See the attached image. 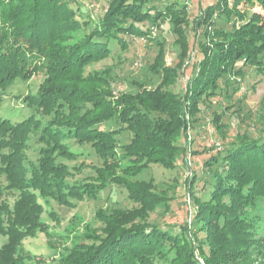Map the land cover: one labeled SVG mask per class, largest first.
Instances as JSON below:
<instances>
[{
    "label": "trees",
    "instance_id": "16d2710c",
    "mask_svg": "<svg viewBox=\"0 0 264 264\" xmlns=\"http://www.w3.org/2000/svg\"><path fill=\"white\" fill-rule=\"evenodd\" d=\"M71 1L0 0V105L16 79L45 73L37 92L23 99L32 114L22 120L0 117V234L7 237L0 264H26L31 257L23 240L38 232L53 235L42 219L41 199L73 206L72 200L96 198L111 183L125 187L139 206L101 213L100 233L65 234L73 243L52 264H156L158 258L169 264H264L261 214L255 212L264 203V141L237 128L233 144L206 161L217 164L208 199L195 196L194 178L188 188L194 228L185 223L174 231L149 221L150 211L168 208L169 197L156 191L153 179H136L152 164L175 169L187 161L181 138L198 119L201 103L222 93V80L226 85L231 78L241 80L245 65L264 73V0H217L193 21L187 5L159 10L150 0H111L96 22L81 20ZM255 3L263 12L248 15L241 7ZM215 15L225 16L231 28L218 27ZM166 22L177 61L166 64L170 45L158 42L148 68L159 78L154 86L138 82L136 91L116 96L111 68H89L112 55L111 42L126 48L129 37H152L149 25L165 28ZM191 28L205 37L199 42L202 56L184 89L176 91L172 87L191 58ZM113 119L118 128L100 127ZM213 124L226 138L231 125L222 112H215ZM124 130L131 139L120 145L117 136ZM32 136L40 144L36 160L28 154ZM73 138L90 143L102 159L91 165L96 175L89 181H69L74 170L89 164L71 167L61 160L80 156L66 141ZM16 193L13 203L5 197ZM51 216L57 218L54 211Z\"/></svg>",
    "mask_w": 264,
    "mask_h": 264
},
{
    "label": "rangeland",
    "instance_id": "374dc122",
    "mask_svg": "<svg viewBox=\"0 0 264 264\" xmlns=\"http://www.w3.org/2000/svg\"><path fill=\"white\" fill-rule=\"evenodd\" d=\"M111 0H73L71 5L79 10V18L86 20L89 17L97 21L106 10ZM217 0H150L148 5H153L156 9L164 10L166 6L176 3L178 6L187 5L188 17L191 21L207 5ZM248 15L253 11L263 12L262 7L258 4H242ZM215 19L218 27L230 29L232 22L225 16H216ZM166 26L156 32L152 37L137 36L129 37L128 46L122 48L117 42H111L112 55L100 62L93 63L89 68H111V81L114 87L115 95L123 91L134 92L137 90L138 82H143L146 86H154L157 78L148 68L154 62L159 50L158 42L167 41L170 45L167 57L172 60L169 64L175 63V49L172 47L170 38L172 37L171 26L168 22ZM90 24V28L93 27ZM195 31L190 29L191 41L193 48L191 58L180 74L181 82L172 88L176 91H182L184 84L195 74L194 62L198 61L202 52L199 46L200 41H205V37L200 29L195 36ZM139 63V65H136ZM244 76L231 78L230 84L226 85L222 80V93L214 97L213 100H206L201 103V111L198 113V119L189 129L186 138H181V144H186L188 150L187 161L177 166L175 169H169L159 164H152L149 168L139 174L136 179H153L156 184V191L166 194L169 197V206L166 209L164 205L158 206L155 210L150 211L148 220L158 223L163 228H172L174 231L180 230L185 223L190 228H194L192 214L194 213V202L188 194L189 183L194 178L193 191L196 197L203 200L208 199L211 185L214 182L213 171L217 164L206 165V161L217 153L224 152L225 149L233 144L236 140L237 128L246 132L252 138H258L264 141V73L251 65L244 66ZM45 73L41 71L35 74L30 80L24 81L16 79L4 92V98L0 105V117H8L14 120H22L34 112L25 101L24 97L28 93H36L39 84L44 79ZM240 87V88H239ZM239 88V90L237 89ZM238 91H237V90ZM226 94L232 95L231 99ZM231 100V102H229ZM228 109L223 107L231 105ZM215 112L223 113V121L230 123L231 127L227 130L226 138L221 139L213 124ZM44 122L49 117L40 116ZM120 123L113 119L100 125L102 129L118 128ZM120 145L128 143L131 139V133L127 130L122 131L118 136ZM72 150L80 153L76 160H61L67 162L71 167L78 166L82 162L89 164L81 171H75L74 175L69 178L70 182L89 181L92 176L96 175L91 165L102 164L101 157L96 153L90 143L80 144L76 139L66 140ZM40 144L36 137L32 136L31 146L28 150L30 159L36 160L39 153ZM189 195V196H188ZM6 198L11 203L17 197L16 194H7ZM190 198V200H188ZM45 205L43 221L47 222L53 235L50 236L45 232H38L36 236L27 237L23 240V248L31 258L26 259V264H52L62 253L67 252V247L71 246L72 239L64 238L65 234H74L75 232L83 233L84 231L102 232L104 226L101 213L111 214L117 209H132L138 207V203L129 198L125 187L116 183H111L99 192L96 198L87 197L83 200H72L75 205L66 206L59 204L54 199L48 201L40 200ZM56 213L57 218L51 216V212ZM255 212L261 214L260 233L264 235V203ZM176 228V229H175ZM199 237H204L205 232L200 231ZM7 237L0 234V247L6 242ZM208 250V246L204 247ZM156 264H169L166 259L158 258Z\"/></svg>",
    "mask_w": 264,
    "mask_h": 264
},
{
    "label": "built area",
    "instance_id": "2783aa9c",
    "mask_svg": "<svg viewBox=\"0 0 264 264\" xmlns=\"http://www.w3.org/2000/svg\"><path fill=\"white\" fill-rule=\"evenodd\" d=\"M149 26H150V30H151L153 35H156V32L163 28V24L159 25V26L155 25V24H150ZM171 60H172V58L168 56L167 57V61H168L167 63L169 64L171 62ZM136 65H139V63H136ZM188 200H190V198H188Z\"/></svg>",
    "mask_w": 264,
    "mask_h": 264
}]
</instances>
